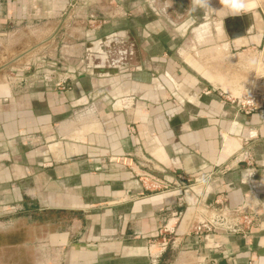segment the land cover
Listing matches in <instances>:
<instances>
[{"label":"crops","instance_id":"1","mask_svg":"<svg viewBox=\"0 0 264 264\" xmlns=\"http://www.w3.org/2000/svg\"><path fill=\"white\" fill-rule=\"evenodd\" d=\"M197 1L186 25L156 0H0V35L44 29L70 75L0 84V264H264V97L231 99L264 66V0ZM219 208L252 227L194 235Z\"/></svg>","mask_w":264,"mask_h":264},{"label":"rangeland","instance_id":"2","mask_svg":"<svg viewBox=\"0 0 264 264\" xmlns=\"http://www.w3.org/2000/svg\"><path fill=\"white\" fill-rule=\"evenodd\" d=\"M202 1L203 0H198L197 2L202 3ZM159 2L160 5H158ZM194 2L195 0H186L187 10L180 13L179 19L174 16L173 10L167 8L165 4H163V0H156V5L159 6L164 14L172 21L177 23L183 22L187 25L193 20L190 19V17H193V12L191 13V10L192 7H195ZM45 32L47 31L39 27L34 29L21 26L20 28L13 27L11 29H6L5 34L0 35V67L13 61L10 65L0 70V84L8 82L9 78L12 77H31L35 74V71H38L39 75L42 76V71L48 69V66L52 64V62L56 63V65L62 62L58 54L60 51V43L58 41H43L46 38ZM193 32V27L187 30L181 44H184V42L186 44V42H188V46H190L189 40L194 34ZM208 63L209 66L213 63V65L219 69L225 67L219 59H215L214 57L211 59V56L208 58ZM261 68L264 69V66L262 65ZM241 94L242 91L235 97H239Z\"/></svg>","mask_w":264,"mask_h":264},{"label":"built area","instance_id":"3","mask_svg":"<svg viewBox=\"0 0 264 264\" xmlns=\"http://www.w3.org/2000/svg\"><path fill=\"white\" fill-rule=\"evenodd\" d=\"M43 75L40 76L38 71H35L33 79L41 81L46 87L53 89H64L68 80L70 79L69 72L66 68L61 67L60 64H50L48 69L42 71ZM228 97V96H227ZM264 97V69L259 67L251 78L249 84L243 89L239 97L231 98L239 102L240 110L246 114L256 110L260 98ZM151 176L147 177L149 181ZM253 218L245 213L237 211H230L224 208H219L215 212L209 214V217L196 223L192 227V233L196 236L202 234L208 235L214 232H226L241 234L248 231L253 224ZM164 234L170 233L166 227L163 229ZM167 239H163L162 246L165 249Z\"/></svg>","mask_w":264,"mask_h":264},{"label":"water","instance_id":"4","mask_svg":"<svg viewBox=\"0 0 264 264\" xmlns=\"http://www.w3.org/2000/svg\"><path fill=\"white\" fill-rule=\"evenodd\" d=\"M165 6L171 10H173L174 12L178 13L180 10H184L186 9V1L185 0H166L164 2ZM13 61L9 62L8 64L0 67V70L7 67L8 65H10V63H12Z\"/></svg>","mask_w":264,"mask_h":264},{"label":"clouds","instance_id":"5","mask_svg":"<svg viewBox=\"0 0 264 264\" xmlns=\"http://www.w3.org/2000/svg\"><path fill=\"white\" fill-rule=\"evenodd\" d=\"M231 7L236 10H242L246 6L242 3H233Z\"/></svg>","mask_w":264,"mask_h":264},{"label":"flooded vegetation","instance_id":"6","mask_svg":"<svg viewBox=\"0 0 264 264\" xmlns=\"http://www.w3.org/2000/svg\"><path fill=\"white\" fill-rule=\"evenodd\" d=\"M165 1L166 0H163V4H164ZM158 5H160V2L158 3ZM185 10H187V3H186V9H184V10L182 9L178 13H176V12L173 11V14H174L175 17H178L179 18L180 15H181L180 13L184 12Z\"/></svg>","mask_w":264,"mask_h":264},{"label":"bare ground","instance_id":"7","mask_svg":"<svg viewBox=\"0 0 264 264\" xmlns=\"http://www.w3.org/2000/svg\"><path fill=\"white\" fill-rule=\"evenodd\" d=\"M216 8V7H215ZM252 16V15H251ZM220 23V22H219ZM216 26V32L217 34L221 32L220 26L219 25H215ZM30 54V53H29ZM26 58V57H25ZM30 58V57H29ZM28 59V58H27ZM20 64V63H19Z\"/></svg>","mask_w":264,"mask_h":264}]
</instances>
